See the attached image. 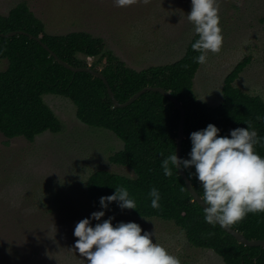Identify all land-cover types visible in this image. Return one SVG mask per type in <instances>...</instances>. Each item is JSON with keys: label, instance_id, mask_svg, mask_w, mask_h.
Segmentation results:
<instances>
[{"label": "trees", "instance_id": "trees-1", "mask_svg": "<svg viewBox=\"0 0 264 264\" xmlns=\"http://www.w3.org/2000/svg\"><path fill=\"white\" fill-rule=\"evenodd\" d=\"M15 30L36 36L74 66L101 71L119 102L127 101L146 86H161L169 91L186 111L182 158H188L191 151L190 134L209 123L219 127V134L224 136L231 129L247 128V122H251L258 135L264 137V119H256L258 114L264 116L263 97L236 86L251 55L225 77L222 101L212 106L200 100L194 90V78L201 66L193 60L198 55L191 47L198 39L196 34L178 60L137 70L108 49L100 36L85 30L48 32L45 22L23 0L8 14L0 13V58L8 61L7 67L0 70V133L8 140L23 137L33 142L47 131L60 132L62 122L44 96L69 98L80 121L110 130L123 142V147L110 155L111 163L128 167L136 174L131 177L107 169L91 173L87 192L95 206L101 208L100 197L114 194L115 187H126L137 209L124 210L134 216L174 222L192 246L214 250L225 264H264V247L240 243L219 224L212 226L204 221V208L194 200L179 170L173 168L171 177L164 174L162 161L176 151L181 115L172 99L158 91H146L128 106L117 107L101 78L66 68L29 35L4 36ZM256 151L264 157V144L257 145ZM189 179L202 195L194 175ZM153 186L160 191L159 208L151 206L149 192ZM107 211L121 209L112 202ZM231 227L248 239H264V212L249 213Z\"/></svg>", "mask_w": 264, "mask_h": 264}, {"label": "rangeland", "instance_id": "rangeland-1", "mask_svg": "<svg viewBox=\"0 0 264 264\" xmlns=\"http://www.w3.org/2000/svg\"><path fill=\"white\" fill-rule=\"evenodd\" d=\"M20 1L0 0V13L8 14ZM26 1L48 32L85 30L100 36L137 70L178 60L195 35L187 20L191 0H135L124 7L114 0ZM219 5L223 44L200 66L194 90L200 100L217 105L225 77L251 55L236 86L264 99V0H219ZM7 65L0 58V70ZM44 99L62 122L60 132L47 131L33 142L0 133V264H86L74 249L73 231L81 219L103 210L89 199L88 177L99 169L136 176L111 163L110 155L123 147L112 131L80 121L69 98L47 94ZM109 216H115L114 225L133 221L155 232L180 264H225L214 250L192 246L172 221L134 216L130 210L106 211L104 218Z\"/></svg>", "mask_w": 264, "mask_h": 264}, {"label": "clouds", "instance_id": "clouds-1", "mask_svg": "<svg viewBox=\"0 0 264 264\" xmlns=\"http://www.w3.org/2000/svg\"><path fill=\"white\" fill-rule=\"evenodd\" d=\"M114 3L124 7L135 0H114ZM219 11V0H191L187 20L198 36L191 44L192 50L198 53L193 57L198 64L207 62L209 52L221 50L224 37ZM256 119H264V116L258 114ZM220 132L212 123L193 131L188 158L178 157L175 151L164 158L161 166L169 177L173 175V168L187 171L188 178L194 175L203 189L199 197L205 205L204 221L226 227L249 213L264 212V157L256 151L257 145L264 144V137L258 135L251 122H247V128L231 129L229 135L222 136ZM149 196L151 206L159 208V189L153 186ZM112 202L121 210L137 209L136 201L123 186L115 187L112 195L100 197L103 210L81 219L73 231L78 237L74 249L86 264H180L178 258L158 242L155 232L143 230L133 221H119L114 225L115 216L105 219ZM93 221L97 223L93 225Z\"/></svg>", "mask_w": 264, "mask_h": 264}, {"label": "water", "instance_id": "water-1", "mask_svg": "<svg viewBox=\"0 0 264 264\" xmlns=\"http://www.w3.org/2000/svg\"><path fill=\"white\" fill-rule=\"evenodd\" d=\"M16 34H26V35H29L31 38L38 39L41 42V44L50 52V54L53 55L55 57V59L58 60V62H60L61 64H63L66 68L73 70L75 72H79V71L89 72L92 75L101 78L104 81V83L106 84L108 93H109L110 97L112 98L114 105L117 107L128 106L129 104L134 102L138 97H140L146 91H158L161 94H163L164 96H167L170 99H172L175 102V104H176V106L179 109L180 114H181L180 115L179 130H178V137H177L176 154L178 155V157L182 158V143H183V139L185 136L186 111L183 108L182 104L165 88H163L161 86H146L143 89H141L140 91H138L137 93H135L127 101L119 102L117 100V98L115 97V94H114L111 86L109 85L107 78L104 76V74L101 71H97L95 69H92L91 67L74 66V65L70 64L69 62L61 59L48 45L43 43L39 38L25 32L23 30L11 31V32H9L5 35L3 34V35L6 37H9V36H14ZM179 173L182 176V178L184 179L186 186H187L189 192L191 193V195L193 196L194 200H196L204 208L205 205H203V202L201 201V199L199 197L200 194L194 188V186H193L191 180L188 178L186 172L181 169V171H179ZM222 228L224 230H226L228 233L232 234L240 243H243V244L248 245V246H262V247H264V239H248L242 232L232 228L231 226H226V227H222Z\"/></svg>", "mask_w": 264, "mask_h": 264}]
</instances>
